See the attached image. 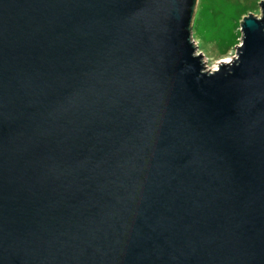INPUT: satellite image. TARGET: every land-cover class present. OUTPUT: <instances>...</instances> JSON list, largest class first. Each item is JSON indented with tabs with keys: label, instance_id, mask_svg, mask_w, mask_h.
Listing matches in <instances>:
<instances>
[{
	"label": "water",
	"instance_id": "obj_1",
	"mask_svg": "<svg viewBox=\"0 0 264 264\" xmlns=\"http://www.w3.org/2000/svg\"><path fill=\"white\" fill-rule=\"evenodd\" d=\"M197 0H0V264H264V0L207 70Z\"/></svg>",
	"mask_w": 264,
	"mask_h": 264
},
{
	"label": "rangeland",
	"instance_id": "obj_2",
	"mask_svg": "<svg viewBox=\"0 0 264 264\" xmlns=\"http://www.w3.org/2000/svg\"><path fill=\"white\" fill-rule=\"evenodd\" d=\"M263 0H197L191 33L204 56L207 70L217 69L221 61L227 63L235 55L241 33L240 22L247 14L259 16Z\"/></svg>",
	"mask_w": 264,
	"mask_h": 264
},
{
	"label": "bare ground",
	"instance_id": "obj_3",
	"mask_svg": "<svg viewBox=\"0 0 264 264\" xmlns=\"http://www.w3.org/2000/svg\"><path fill=\"white\" fill-rule=\"evenodd\" d=\"M225 63V62H224ZM228 63V62H227ZM216 70V69H215ZM215 70H210V71H215Z\"/></svg>",
	"mask_w": 264,
	"mask_h": 264
}]
</instances>
